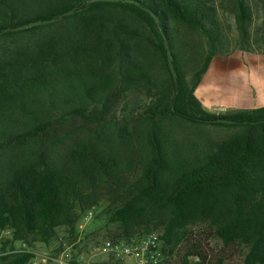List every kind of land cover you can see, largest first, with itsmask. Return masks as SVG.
I'll list each match as a JSON object with an SVG mask.
<instances>
[{"label":"trees","instance_id":"1","mask_svg":"<svg viewBox=\"0 0 264 264\" xmlns=\"http://www.w3.org/2000/svg\"><path fill=\"white\" fill-rule=\"evenodd\" d=\"M261 7L252 33L248 0H0V230L8 226L17 241L36 235L45 243L59 227L73 231L85 192L139 164L140 178L118 186L111 239L149 233L135 229L158 221L165 252L182 230L206 223L224 247L246 250L241 264H264V107L216 116L194 96L214 57L264 52V0ZM133 92L147 103L130 133L88 126L55 133L70 120L115 116ZM219 118L235 123H215ZM172 120L239 130L199 153L192 144L172 146L160 126ZM132 135L137 151L127 141ZM197 255L196 264L207 263L206 254ZM32 257L8 253L0 264Z\"/></svg>","mask_w":264,"mask_h":264},{"label":"rangeland","instance_id":"2","mask_svg":"<svg viewBox=\"0 0 264 264\" xmlns=\"http://www.w3.org/2000/svg\"><path fill=\"white\" fill-rule=\"evenodd\" d=\"M248 1L254 10L251 32L256 33L259 31L263 17L261 0ZM219 12L221 21L225 26H228L227 31L232 32V35L235 34L233 19L229 12L220 6ZM233 44L234 41L230 38L228 47L231 50H233L231 48ZM260 46V44H254L253 49L256 50ZM235 51L239 50L233 52ZM146 103L147 99L143 94L128 93L116 108L115 116L107 117L105 121L103 120L104 122L92 124H86L80 119L70 120L55 133L62 135L63 132L71 129L86 128L87 126L97 132H107V135L114 134L115 127L125 129L127 133H130L137 123V114H139L140 108ZM160 126L162 131L169 136V141L174 148L180 147L184 150L192 144L193 149L199 153L223 145L239 130L236 127L193 124L183 120L164 121ZM127 141L132 142V146L136 148V151L138 150L137 140L133 135L128 136ZM119 171L117 170L116 179L111 181L105 179L97 190L85 192L84 198L80 202L81 207L76 211V223L73 231L66 226L59 227L56 229L55 236L47 243L40 241L36 235H30L23 241H17L14 239L13 230L7 226L0 230V256L14 252H29L32 256L58 254L67 249L89 256L97 243L111 239L117 232L116 226L110 224L108 219L112 208L117 204L116 192L119 193L122 190L118 186L126 188L134 184L141 176L142 167L137 164L129 170ZM88 211H92V217H87ZM135 230L156 232L161 237L165 234V227L158 221L142 224ZM180 234L183 238L179 242L169 244L165 248L166 253L171 257V264H196L200 262L198 253L206 254L207 263L205 264H241L246 253L242 247H224L212 237V231L206 223L189 226Z\"/></svg>","mask_w":264,"mask_h":264},{"label":"crops","instance_id":"3","mask_svg":"<svg viewBox=\"0 0 264 264\" xmlns=\"http://www.w3.org/2000/svg\"><path fill=\"white\" fill-rule=\"evenodd\" d=\"M194 96L216 116L264 107V53L235 51L214 57Z\"/></svg>","mask_w":264,"mask_h":264},{"label":"built area","instance_id":"4","mask_svg":"<svg viewBox=\"0 0 264 264\" xmlns=\"http://www.w3.org/2000/svg\"><path fill=\"white\" fill-rule=\"evenodd\" d=\"M92 217V211L87 212ZM161 236L149 232L128 239H106L97 243L87 256L64 250L58 254L35 255L27 264H171Z\"/></svg>","mask_w":264,"mask_h":264},{"label":"water","instance_id":"5","mask_svg":"<svg viewBox=\"0 0 264 264\" xmlns=\"http://www.w3.org/2000/svg\"><path fill=\"white\" fill-rule=\"evenodd\" d=\"M52 21H54V20L45 21V22H40V21L39 22H33V23L28 24L27 27H35V26H39V25H43V24H48ZM167 56H168V58H167L168 68L170 70V73H171L173 80L176 81L177 80V72L175 70V67H174L173 62H172V57H171L169 52H168ZM214 122L218 123V124H225V125H231V124L235 123V121L224 119V118L216 119V120H214Z\"/></svg>","mask_w":264,"mask_h":264}]
</instances>
